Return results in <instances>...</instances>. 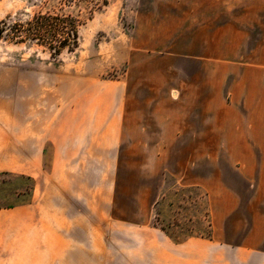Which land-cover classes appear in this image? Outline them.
Returning <instances> with one entry per match:
<instances>
[{"label":"rangeland","instance_id":"rangeland-1","mask_svg":"<svg viewBox=\"0 0 264 264\" xmlns=\"http://www.w3.org/2000/svg\"><path fill=\"white\" fill-rule=\"evenodd\" d=\"M234 5L260 36L208 37ZM40 13L79 43L0 39V264H264V0H0Z\"/></svg>","mask_w":264,"mask_h":264},{"label":"crops","instance_id":"crops-1","mask_svg":"<svg viewBox=\"0 0 264 264\" xmlns=\"http://www.w3.org/2000/svg\"><path fill=\"white\" fill-rule=\"evenodd\" d=\"M213 13V11H210ZM229 10L219 11L215 10V20L210 18L209 20V35L208 37H219L226 39H246V38H256L260 35L254 34L258 31L259 26L258 22L250 23L246 19L245 13L240 5H234L231 10L232 17L228 18ZM224 14L223 17L220 15ZM219 14V17H218ZM196 37H201L197 35ZM243 105L249 109V112L253 115H258L264 117V97L258 96L257 100L254 102L251 99H245ZM256 134H264L257 131ZM262 141V139H260ZM245 149H248V143L243 142ZM242 166L254 165L253 163L247 164L242 162ZM255 165H259L262 169L260 170L261 180H264V147L260 146V155L259 162ZM217 200L220 201V209L213 215L214 221L217 222V228L225 226L226 221L230 213L235 210V207L238 205V202L234 196L233 188L230 185L224 184L223 186L217 185Z\"/></svg>","mask_w":264,"mask_h":264},{"label":"trees","instance_id":"trees-1","mask_svg":"<svg viewBox=\"0 0 264 264\" xmlns=\"http://www.w3.org/2000/svg\"><path fill=\"white\" fill-rule=\"evenodd\" d=\"M0 39L14 42L36 40L48 46L53 55L65 48L73 50L79 43L76 18L50 13L36 14L24 22L0 20Z\"/></svg>","mask_w":264,"mask_h":264}]
</instances>
